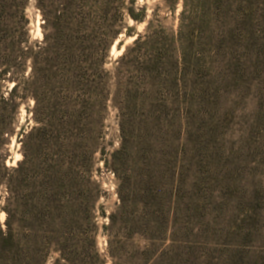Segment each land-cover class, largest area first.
Segmentation results:
<instances>
[{
	"label": "trees",
	"instance_id": "1",
	"mask_svg": "<svg viewBox=\"0 0 264 264\" xmlns=\"http://www.w3.org/2000/svg\"><path fill=\"white\" fill-rule=\"evenodd\" d=\"M136 4L0 0V264H187L191 241L251 236L256 221L241 217L259 197L234 165L261 150L226 129L264 82V0H163L169 27ZM123 33L136 38L109 69ZM104 169L116 180L109 212Z\"/></svg>",
	"mask_w": 264,
	"mask_h": 264
},
{
	"label": "rangeland",
	"instance_id": "2",
	"mask_svg": "<svg viewBox=\"0 0 264 264\" xmlns=\"http://www.w3.org/2000/svg\"><path fill=\"white\" fill-rule=\"evenodd\" d=\"M143 6L148 7L147 14L149 17L151 13L156 10L155 19L161 21L166 27L175 23L173 16L163 4V0H137L136 7L142 8ZM179 10H181V5H179ZM27 13L31 19L30 34L32 39L41 40V15L34 2L29 6ZM123 23L126 28L131 27L136 34L143 33L146 26L145 23L134 22L128 16L124 18ZM121 38L124 40V46L121 50L117 49V45L114 46L115 49L114 47L112 48L111 58L107 65L109 69L112 68L113 62L122 55L125 48L132 44L136 36L126 37L123 33ZM260 97L263 106L259 104ZM261 108L264 111V82L260 86L259 93L254 90V94L251 93L246 95L239 106L232 109L231 117L228 121L229 125L226 129V139L231 141L236 147H239L244 139H251L253 149L259 148L261 150L259 154L247 158V161L245 159L246 164L244 165L241 164V162L234 165L235 162H232V165H234L237 171H240L238 168H244L241 181L244 186V194H246V197L249 198L253 196L254 191H257L259 197L257 200V205L259 206L256 212L257 214L250 212L248 215H245V217H241L243 220L252 219L256 221L255 226H249L253 227L254 230L249 239L246 240V243L237 242L234 236H229L226 240L219 238V240L204 241L203 243L191 241L188 244L190 253H193L190 258H195L196 261L194 262L192 259V261L190 260L187 264H228L225 260L229 255L236 256L235 259L237 260L236 263L232 262L231 264H264V158H260V156L264 154V120L258 121L256 116V113L259 112ZM26 117V111L22 107L19 115L20 125L25 124ZM107 141L112 142L113 147L118 145L117 126L114 121L113 112H111L108 121ZM12 150L14 159H16V156L19 154L13 147ZM9 164H13V162H9ZM235 174H237V172L232 170L228 176L235 177L237 176ZM98 177L103 182L106 191V196L102 199V202L109 212L113 209L116 201V180L114 174L107 169L102 170ZM0 220H4L1 212ZM135 243L136 245L142 246L145 244L142 241H136ZM99 246L104 252L107 247V238L100 237Z\"/></svg>",
	"mask_w": 264,
	"mask_h": 264
},
{
	"label": "bare ground",
	"instance_id": "3",
	"mask_svg": "<svg viewBox=\"0 0 264 264\" xmlns=\"http://www.w3.org/2000/svg\"><path fill=\"white\" fill-rule=\"evenodd\" d=\"M114 49H115V47H114ZM120 53H121V52H120ZM19 158H20V155H17L15 161H17ZM2 217H3V219H4V217H5V215H4L3 213H2Z\"/></svg>",
	"mask_w": 264,
	"mask_h": 264
}]
</instances>
